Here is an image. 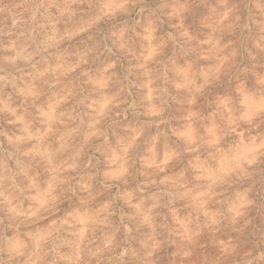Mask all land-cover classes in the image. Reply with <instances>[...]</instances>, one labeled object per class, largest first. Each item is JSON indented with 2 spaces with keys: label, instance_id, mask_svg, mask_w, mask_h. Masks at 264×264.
<instances>
[{
  "label": "clouds",
  "instance_id": "1",
  "mask_svg": "<svg viewBox=\"0 0 264 264\" xmlns=\"http://www.w3.org/2000/svg\"><path fill=\"white\" fill-rule=\"evenodd\" d=\"M0 264H264V0H0Z\"/></svg>",
  "mask_w": 264,
  "mask_h": 264
}]
</instances>
